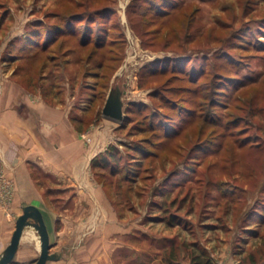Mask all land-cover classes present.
Wrapping results in <instances>:
<instances>
[{"label": "rangeland", "instance_id": "obj_1", "mask_svg": "<svg viewBox=\"0 0 264 264\" xmlns=\"http://www.w3.org/2000/svg\"><path fill=\"white\" fill-rule=\"evenodd\" d=\"M76 2L0 0V18L8 16L0 32V82L17 79L2 58L7 40L23 34L29 20L47 24L55 13L83 12ZM110 7L108 35L124 37L116 69L104 68L98 79L90 66L66 65L57 50L41 77L60 80L54 98L43 87L25 88L9 105L40 129L50 111L57 126L78 124L77 141L88 156L76 175L32 169L40 202L53 214L50 251L61 254L46 264H167L170 245L179 264H190L193 241L209 250L213 264H263L264 0H114ZM85 15L71 22L78 33L87 29ZM148 64L165 72L148 73ZM116 87L125 113L138 104L121 121L102 113ZM94 90L101 95L90 103ZM110 144L123 156L119 165L131 168L132 157L140 159L137 176L126 167L116 174L92 168L91 159ZM139 146L142 154L130 148ZM160 201L186 223L158 218L153 206Z\"/></svg>", "mask_w": 264, "mask_h": 264}, {"label": "trees", "instance_id": "obj_2", "mask_svg": "<svg viewBox=\"0 0 264 264\" xmlns=\"http://www.w3.org/2000/svg\"><path fill=\"white\" fill-rule=\"evenodd\" d=\"M63 1H66L67 3L70 2V0ZM113 2L114 0H77L76 6L84 8L83 10L86 13H84V11H66L65 13H62L63 16H60L59 13H55L54 16L56 17V20L47 24L39 23L34 20L27 21L24 27V33L16 35L9 40L6 47L7 49L3 53L2 58L8 60L10 66L13 67L12 73L17 77L19 82L31 91L43 87L44 95L48 100L54 98L55 92L52 90L56 84H59L60 80L56 81V79L53 80L52 78H49L45 81L41 77L47 75L51 71L49 68L50 71L44 73L45 67H47V58L54 59L58 54L57 50H62V55L66 56L64 59L66 65L73 60V63L81 65V67L90 66V72H93L92 74L95 78L104 79L105 73L103 69L107 68L113 71L123 57L124 37H110L108 35L110 25L107 18L109 14H115L114 10L110 7ZM61 9L65 10L66 7ZM81 14H86V23L84 26H87V29H83L78 33L77 27L71 25V22L73 19H77V16H80ZM7 17L8 16L0 18V32L6 26L8 20ZM56 66L60 69L62 67L59 63H57L55 67ZM153 66L154 65L148 64L144 68H150L146 71L148 73L165 72V67L153 70ZM187 76H190L192 82H195L192 75ZM221 80L222 79H218L217 82L222 83L223 81ZM98 83L99 81L92 84V88L96 89ZM101 87H105V85L102 84ZM214 88L216 91H220L223 87L214 86ZM100 95L94 90L87 99L90 103H93L98 97H100ZM207 98L210 103L213 101L212 97ZM162 100L160 101L161 106L162 104L163 106H166L165 103H162ZM137 105L138 104L134 102L129 104L125 113V118H128L129 114L132 112L130 108H134V106ZM149 118V126H152L153 123L151 121L154 120V111H151V116ZM75 126L76 129H80L78 124ZM130 148H133L137 154L143 153L141 149L142 147L140 146ZM136 158L138 157H132L134 161L132 159V161L130 160L133 162L131 163V168H127L125 165H119V161L123 160V156L116 146L110 144L105 150L100 151L91 159V166L95 169H97V167H107L113 174L123 172V169L126 167V169H128L127 171L134 172V175L137 176L141 164L138 163L140 159L136 160ZM125 174L128 175V173ZM126 175L122 178H125L129 182H132L135 179V177L130 176L127 178ZM173 202L174 199L172 200V206L174 205ZM154 205L155 206L153 207H157L158 210L161 211V215H159L158 218L165 220L167 224L174 225L180 221L179 215L170 212L165 205V202H155ZM260 214L264 213L260 211ZM180 223H186V221L183 220L180 221ZM190 249V264H213L209 250L201 243L193 241ZM172 254L173 246L171 247L170 245L167 255V264H179L177 259H175V256Z\"/></svg>", "mask_w": 264, "mask_h": 264}, {"label": "crops", "instance_id": "obj_3", "mask_svg": "<svg viewBox=\"0 0 264 264\" xmlns=\"http://www.w3.org/2000/svg\"><path fill=\"white\" fill-rule=\"evenodd\" d=\"M25 88L17 79L0 82V253L10 241L16 218L26 204H35L40 208L49 232L50 249L54 245L51 234L54 229L51 227L53 214L48 213L40 202L32 169L38 168L44 174L51 173L61 178L65 172L62 170L76 175L88 162L85 147L77 141L74 126L65 122V127L62 123V126H57L55 113L48 110L50 112L43 114L41 125L45 129L14 113L9 105L15 93ZM41 108L39 104L38 110ZM7 185H10L9 190ZM24 232L12 262L35 261L38 257L40 241L37 231L29 229Z\"/></svg>", "mask_w": 264, "mask_h": 264}, {"label": "water", "instance_id": "obj_4", "mask_svg": "<svg viewBox=\"0 0 264 264\" xmlns=\"http://www.w3.org/2000/svg\"><path fill=\"white\" fill-rule=\"evenodd\" d=\"M122 93L120 87L110 88L102 108L103 115L115 121H121L124 118ZM27 226H31L37 231L40 241L39 255L34 264H46L47 261L58 259L61 256L56 251H50L49 232L40 208L35 204H26L22 207V213L16 218L15 229L10 241L0 253V264H9L13 261L22 234Z\"/></svg>", "mask_w": 264, "mask_h": 264}]
</instances>
